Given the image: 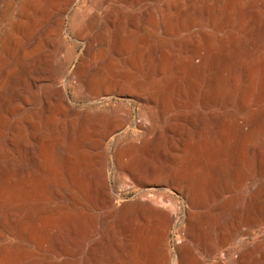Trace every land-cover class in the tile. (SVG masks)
Returning <instances> with one entry per match:
<instances>
[{
    "label": "bare ground",
    "instance_id": "obj_1",
    "mask_svg": "<svg viewBox=\"0 0 264 264\" xmlns=\"http://www.w3.org/2000/svg\"><path fill=\"white\" fill-rule=\"evenodd\" d=\"M126 2L1 0L0 264H63L62 256L72 255L77 244V220L90 206L119 254L124 240L118 235H124L129 248L141 242L142 253L153 258L151 264H190L194 239L210 244L212 229L219 232L220 244L231 246L251 238L264 220V187L256 180L248 182L238 220L222 222L229 199L215 206L200 196L198 212L186 210L192 213L186 230L171 197L147 194L130 208L118 207L107 169L110 160L123 174L124 162L135 187L148 192L170 188L184 196L182 185L162 180L153 162L166 143L165 133L183 131L176 123L155 130L146 111L159 105L165 116L172 105L180 111L176 117L198 132L197 139L189 141L187 161L199 160L200 151L201 159L210 157L194 182L181 175L183 167L175 181H185L191 192L194 185L198 195L206 188L220 194L224 180L242 165L243 149L253 156L255 174L264 178V0H139L135 15L152 26L155 12L154 26L162 33L153 58L143 53L145 37L136 46L123 35ZM14 5V20L4 26L3 17ZM46 5L52 11L36 25ZM72 18L78 19L76 32L70 28ZM143 56L145 70L123 71V61L135 66ZM74 83L81 89L75 100L68 92ZM76 137L86 144L81 151L75 148ZM18 140L21 146L36 143L34 155L42 159L37 170L26 172L22 164L18 170ZM57 154L63 158L58 166L53 162ZM76 156L89 162L87 179L76 174ZM37 172L47 176L46 183L31 180ZM240 223L249 228L242 230ZM173 227L180 228L187 241L171 254ZM96 246L88 254L96 255ZM240 259L264 264V237Z\"/></svg>",
    "mask_w": 264,
    "mask_h": 264
},
{
    "label": "rangeland",
    "instance_id": "obj_2",
    "mask_svg": "<svg viewBox=\"0 0 264 264\" xmlns=\"http://www.w3.org/2000/svg\"><path fill=\"white\" fill-rule=\"evenodd\" d=\"M127 1H128V2H126L127 4L123 3L124 4L123 6L129 11V15L123 17V24H122L123 35H125V37L128 38V40L131 43L135 44L136 46H138L140 44L141 39L145 37L144 38L145 39V46L144 47H146V48L144 49L143 53L146 55H150L153 58L155 55L154 50H155V45H156V38H157V36H162V33L158 32L154 26L155 21H156L155 12L153 13L154 17L152 16L153 25L151 26L148 23H146L145 21H143V19L141 17H139L138 15H135V13L137 11H139V9L141 8L142 3L139 2V0H127ZM152 4L155 7V3L152 2ZM0 5H1V0H0ZM44 9H45L44 13L42 14V16L38 17L36 25H38L40 20L45 19L48 16V14H50V12L52 11V6L46 5ZM16 11H17V6H15V5L9 11L7 10V12L5 13V15L3 17L4 26L9 25L10 21L14 20ZM69 24H70L71 31L76 32L78 29V24H79L78 19L72 18L70 20ZM116 29H117L116 27L111 28L110 34L114 35ZM30 30H31V28L27 29V34L30 32ZM136 52H137V50L134 49L133 54H136ZM139 61L140 62L142 61L141 62L142 64L140 62H138L137 65H135L136 67L133 65L126 64L123 61V71L125 69H134V68L135 69L138 68L137 70H141V69L145 70L147 68L146 57L143 56ZM65 64L68 65L66 60H65ZM69 69L67 68V70H69ZM66 72H68V71H66ZM145 74L146 73H144V75ZM60 85H63V83H61ZM39 89L40 88H37V91ZM68 92H69L70 97L75 100L78 97H80L81 89L74 83L71 86H69ZM173 94H174L173 92H170V94H169L170 98L173 97ZM82 103L83 102L81 101L80 104H82ZM139 106H142V104L139 103ZM166 108H167L166 109L167 112L165 113V116H164L162 111H161V106L154 105V106H148L147 107L146 111L150 114V116L154 120V124L156 126L155 130L158 131V130L162 129L164 126L169 127V126H172L174 123H176L177 126L179 127V130H182L183 133H180L179 131L178 132L176 131V132L165 133L166 143L154 155L153 162L156 165V170L163 174L164 178H162V180L167 179L169 182H173L176 185H182V187L184 188V191H185V193H184L185 195L181 196L179 194H176L173 191H171L170 188H165L166 190L165 189L161 190L159 188L153 192H148L146 189H141L139 187H135V185L132 184V183H134L133 177L130 174L124 172V169L127 168V164L123 162V174H122L119 170L120 169L119 166H114L112 163H110V160H109L108 166H107L108 167L107 168L108 169V176H109V181H110L111 185L114 187V189L117 192L118 197H119V199L117 200V206L118 207L123 206V208H126V207L130 208V207H132L133 204H136V203L142 201L143 200L142 196L147 195V194H153L154 197H158V198L162 195H165L167 197H171L174 201V203H172V205L175 207V209L181 210L182 215L179 217V219L181 221V226L185 227L187 230L188 222L190 220V217H192V213L189 214L186 210H191V212H198V210L195 208L198 205V202H199L198 198H200V196H201L200 200H202V197L203 198L205 197V199L209 202L210 205H215V206H219L220 204H223V201L229 199L230 200L229 202H231V203L228 204L229 207L227 206L225 209L224 219L222 220V222L225 220V222L227 223V221H230L231 219L232 220H234V219L238 220L237 216L238 215L242 216V212L240 213V209H241L240 206L241 205L239 202H241L243 195L245 194V192L247 190L248 182L250 180H256L258 183H260L264 187V178H261L257 174H255V170L253 167V156H251L252 154H250L246 149H243L242 161H241L242 165L235 170L234 175L230 178V180H226V181L224 180V187L222 188V193H220V194L213 193L210 191L209 188H208V190L206 188L203 190V194H202L203 196L198 195L196 192H194V190H195L194 185L192 186V192L189 191L187 189L188 187H187V184L185 183V181L183 183H181L179 180L177 181V179L175 181L176 177L174 175H176L178 178V176H180L178 174L181 173V168L183 167L184 171L181 175H184V177L186 176L185 180H192L194 182L196 180L195 176H198L199 172L201 173L204 171L205 162L207 161V158H210V157H206V158L201 159V156H203L202 155L203 153L200 151L201 156L199 157V154L197 153V151H195V154H197V156L195 155V157H197V158L199 157L200 159L196 160V161L192 160L193 162L187 161L188 155L190 154L189 148H188L189 147V141H195L197 139V133L198 132L196 131V128L191 126L190 122H188L187 120L181 121L176 117V116H179V113H180V111H178V109L176 107L169 105V107H166ZM28 110H29L28 108L25 109V111H28ZM199 110L203 111V109L200 107H199ZM123 111L127 112L128 114H131V109L129 107L124 106V105H123ZM58 118H59L58 115L55 116L56 120H58ZM178 121H180V122H178ZM193 129H195V131H193ZM23 135H26V131L23 133ZM174 138H176V139H174ZM19 144H20V142L18 140V145H17V148H18L17 149V152H18L17 168H18V170H20V168H21L20 164L23 165V169L26 172H28V171L33 172V170H37L42 164V161H41L42 159L40 157H39V159H36V158H38V156L34 155V152L36 151V148H37L36 143L34 142V144L31 145L30 142H27L26 144H23L22 146ZM74 145H75V148L77 149V151L80 149H84V147L86 146V144L85 143L83 144V142L80 140L79 137L75 138ZM53 162L55 165L58 166V165H60L61 162H63V158L59 154H57L56 158ZM88 163H89L88 161L83 162V160H81V158L79 156H76L74 168H76L75 170H76L77 176H79V177L81 176L82 178L85 177L86 179L88 178L87 177L88 175L87 174L85 175V172H84L89 168L88 166H86ZM186 164H188V165H186ZM180 165H181V167H180ZM189 165H191V166H189ZM194 166H195V168H194ZM189 168H190V170H189ZM191 172H193V174ZM171 174H173V176ZM39 176L41 177V174L39 172H37L36 174L35 173L32 174L31 178L33 177V179H31V178L30 179L32 181H35V182H38L40 180L38 183H41V184L42 183L44 184L47 182V176L46 175H42V177H41L42 180L40 179ZM124 176H127L128 178H126ZM44 177H45V179H44ZM37 178H38V180H37ZM122 178H123V181H122ZM171 178L173 180H171ZM44 180H46V181H44ZM159 180L161 181V179H159ZM227 182H228V185H227ZM227 187L229 189H227ZM207 193H208V196H207ZM186 196H187V199H186ZM233 197H236V199ZM211 198H212V200H211L212 203H210ZM238 199H240V201H238ZM232 201H234V203ZM262 204H263L262 213H264V198L262 200ZM230 205H232V207ZM90 209L91 210H89V211L83 212L82 215H80L78 220H77V224H76V227L78 230L77 231L78 234L76 237V241H77L76 243L77 244L74 247V252L72 255L62 256L63 264H83V262L87 263V264H97V263H99V264H108V263L109 264H151L153 258L151 259L150 254L142 253L141 242L138 244H135L133 248H129L125 244V236L124 235H123V237L121 235H118L119 239L123 238V240H124L123 241V252L121 254H119L117 249L114 247V245L111 244L112 236L110 234L108 235L105 232V230H100L99 226H100L101 222L99 221L98 212L96 210H94V208H92V206H90ZM174 213L177 214L176 211H174ZM233 213H234V217H232ZM90 214H91V216H90ZM189 215H190V217H189ZM87 216H89V218H87ZM226 218H229V219L226 220ZM238 218H240V217H238ZM81 227H82V229H81ZM240 227L242 230L249 228L248 226H246L243 223H240ZM69 228H70V225L66 224L65 229L68 230ZM179 229H177V227H173L170 231L168 251L171 254H173L171 251L175 250L176 247H181V246L185 245L186 241H187L183 237L184 235L182 234V232ZM105 233H106L105 236L108 237L107 240L103 238V235ZM87 235H88V237H87ZM211 235H212V237H211ZM218 237H219V232L212 231V229H211V232H210L211 241L209 238L210 244H205L200 239H198L199 242L197 243L196 242L197 240L194 239L192 242H193V244H195V247H194L195 257H194L193 261L190 262V264H252L250 261H249L250 262L249 263L247 261V259H240V256L242 254H244L247 250H249L251 247L259 244V242L264 237V220L259 224L258 228L253 230V235L251 238H249V237L241 238L242 240L235 243L234 245L225 247L219 243ZM97 240H100V243L96 246L95 242ZM78 242H79V244H78ZM107 244H108V247L110 246L109 248L106 247ZM94 246H96V255L88 254L94 248ZM100 251H101V253H100ZM98 256H100V257H98ZM170 258H171V260H173L172 255H170ZM132 260L134 262H132ZM87 261H89L90 263H88ZM255 264H257V262H255Z\"/></svg>",
    "mask_w": 264,
    "mask_h": 264
}]
</instances>
